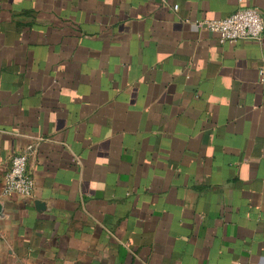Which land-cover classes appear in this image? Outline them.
Listing matches in <instances>:
<instances>
[{"label":"crops","instance_id":"0c3cea01","mask_svg":"<svg viewBox=\"0 0 264 264\" xmlns=\"http://www.w3.org/2000/svg\"><path fill=\"white\" fill-rule=\"evenodd\" d=\"M244 7L0 0V264H264V32L194 23Z\"/></svg>","mask_w":264,"mask_h":264},{"label":"built area","instance_id":"2783aa9c","mask_svg":"<svg viewBox=\"0 0 264 264\" xmlns=\"http://www.w3.org/2000/svg\"><path fill=\"white\" fill-rule=\"evenodd\" d=\"M177 6H173L176 9ZM197 27H204L217 35L219 43H234L238 40H256L264 32V20L254 7L239 8L224 18L194 20ZM264 74V70H260ZM33 178L27 172V154L12 155L10 167L3 178L4 195L20 194L30 197L33 193Z\"/></svg>","mask_w":264,"mask_h":264}]
</instances>
